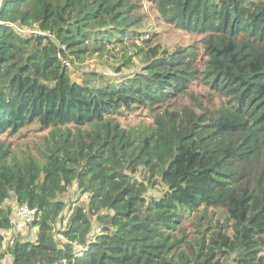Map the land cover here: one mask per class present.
Here are the masks:
<instances>
[{
    "label": "trees",
    "instance_id": "trees-1",
    "mask_svg": "<svg viewBox=\"0 0 264 264\" xmlns=\"http://www.w3.org/2000/svg\"><path fill=\"white\" fill-rule=\"evenodd\" d=\"M2 1L0 264H264V0H147L200 38L172 50L138 0ZM95 57L115 75L74 81ZM136 112L149 123L121 124ZM74 184L86 202L64 215ZM11 199L36 210L33 241Z\"/></svg>",
    "mask_w": 264,
    "mask_h": 264
},
{
    "label": "rangeland",
    "instance_id": "rangeland-1",
    "mask_svg": "<svg viewBox=\"0 0 264 264\" xmlns=\"http://www.w3.org/2000/svg\"><path fill=\"white\" fill-rule=\"evenodd\" d=\"M139 3L142 5L141 12L145 15L144 19V28L146 31H149L147 34V37H152L153 44H157L162 48L172 50L178 46H188L194 43L197 39H200L198 36L190 35L188 33H184L181 31H178L174 29L172 26L163 23L159 20L157 11L153 7L151 3H149L147 0H138ZM20 33H28L29 30H17ZM112 59H107L106 63L104 64V59L99 60L98 58H88L82 63L74 62L73 64L67 65L71 77L74 81H80L79 78L83 76V74L89 73V72H99L106 76H113L115 73L111 71V69L108 68L107 64H111ZM135 66L131 69H123L122 75L128 76L132 74H136L139 72L142 68L141 63L134 59ZM143 121L145 123H149L150 119L147 116V113L143 112H136L135 114L127 115L124 118H121L120 122L123 126H132L137 124L138 122ZM35 127H31L29 129L23 130L19 134H17L14 137H2V139H7V141L13 142L15 145L22 146L24 144H29L33 141H36L38 134L34 131ZM136 179L142 180V178L146 177L143 172L137 174ZM165 190L164 186L161 185L159 182L152 188L149 189L147 196L148 197H159L163 191ZM86 196H83L80 194V192L77 190L76 185L74 184L69 191L61 197V199L66 203V210L64 212V215L67 214V210L69 207H72L76 204H80L83 202H86L85 200ZM12 207V212L17 208L16 203L13 199L6 202ZM64 220L60 221L56 225V231L58 232L61 228H63ZM94 230L92 231L93 234L96 232V224L94 223ZM37 232V229L33 227H29L26 233L25 239L33 240L35 237V234ZM9 237L11 238V234H9ZM91 237V236H90ZM5 264H8L10 262V256H6L4 260Z\"/></svg>",
    "mask_w": 264,
    "mask_h": 264
},
{
    "label": "built area",
    "instance_id": "built-area-1",
    "mask_svg": "<svg viewBox=\"0 0 264 264\" xmlns=\"http://www.w3.org/2000/svg\"><path fill=\"white\" fill-rule=\"evenodd\" d=\"M0 8H1V0H0ZM35 216H36V210L30 209L27 206L17 207L12 213V229L16 233L23 234L26 231V229H28L30 225L33 223ZM61 230L63 231L64 229L62 228ZM62 231L57 232L56 238L59 241H66L62 234ZM73 246H74V254L77 257H82L84 251L86 250V247L84 245L77 243H74Z\"/></svg>",
    "mask_w": 264,
    "mask_h": 264
},
{
    "label": "water",
    "instance_id": "water-1",
    "mask_svg": "<svg viewBox=\"0 0 264 264\" xmlns=\"http://www.w3.org/2000/svg\"><path fill=\"white\" fill-rule=\"evenodd\" d=\"M3 5V1L1 0V6Z\"/></svg>",
    "mask_w": 264,
    "mask_h": 264
},
{
    "label": "crops",
    "instance_id": "crops-1",
    "mask_svg": "<svg viewBox=\"0 0 264 264\" xmlns=\"http://www.w3.org/2000/svg\"><path fill=\"white\" fill-rule=\"evenodd\" d=\"M34 238H35V237H34ZM34 238H33V240H34ZM33 240H32V241H33Z\"/></svg>",
    "mask_w": 264,
    "mask_h": 264
}]
</instances>
